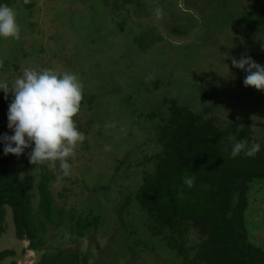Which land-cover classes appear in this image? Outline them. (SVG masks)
<instances>
[{"label": "rangeland", "instance_id": "obj_1", "mask_svg": "<svg viewBox=\"0 0 264 264\" xmlns=\"http://www.w3.org/2000/svg\"><path fill=\"white\" fill-rule=\"evenodd\" d=\"M232 1L235 8L244 10L255 0ZM206 3L207 0H12L7 5L17 14L21 37L0 38V81L11 84L25 68H35L73 72L83 84V100L75 119L85 140L76 147L70 174L63 175L59 162L55 168L37 167L30 162L21 166V177L34 195L35 211L46 166L53 175V203L66 212L62 226L51 225L44 234L51 252H80L89 257V264H176V255L147 230L140 205L126 202L138 188L135 181L141 185L144 169L150 170L142 164L147 154L153 153L145 144L153 139L156 130H149L155 125L147 118L155 113L159 123L161 104L164 98H176V86L192 92L194 85H203L208 78L210 84H217L223 91L219 92L221 108L216 113L229 120L252 118L256 141H264V91L245 87L246 73L232 66V58L239 59L242 54L264 66L263 39L251 36L247 43L238 39L241 44L234 45L237 37L230 29L215 35L221 24L209 22L212 9L205 10ZM212 6L216 10L218 5ZM157 9L161 10L159 17ZM173 27L183 33L172 32ZM140 42L148 44L149 49L139 52ZM254 51L256 55L248 53ZM238 93L256 95L260 104L255 103L247 111L248 99L240 104L232 98ZM12 98L9 94L6 99L0 92V129L8 135L13 134L7 118ZM253 108L260 113L255 116ZM252 194L256 209L249 222L263 241V187L257 189L254 185ZM124 204L133 207L126 234L119 222ZM6 210V233L0 237V253L13 250L16 254L0 264H37L41 253L29 250V242L18 239L11 209ZM73 214L77 218L101 216L103 227L80 239L72 233L69 218ZM129 215L123 214L125 218Z\"/></svg>", "mask_w": 264, "mask_h": 264}, {"label": "trees", "instance_id": "obj_2", "mask_svg": "<svg viewBox=\"0 0 264 264\" xmlns=\"http://www.w3.org/2000/svg\"><path fill=\"white\" fill-rule=\"evenodd\" d=\"M11 1L0 3L9 5ZM212 5H218L216 10ZM204 6L205 10L212 9L209 22L221 24L215 35L230 29L237 37L234 45L241 44L238 39L247 43L251 36H260L264 42V0H255L244 10L235 8L232 0H207ZM173 31L183 33L177 27ZM140 44L139 52L149 49L148 44ZM254 52L248 53L256 55ZM194 87V95L180 86H176L177 91L171 88L176 91V98H164L159 123L155 113L148 116L155 125L149 130L156 131L145 144L153 153L147 154L142 165L150 170L144 169L142 184L135 181L138 188L128 195L126 202L136 201L140 205L147 230L176 255V264H264V242L254 234L249 220L256 209L252 187H264V141H256L252 118L229 120L216 113L221 108L219 92H223L217 84H210L206 78L205 84ZM241 95L244 96L238 93L232 98L240 104L248 99L247 111L259 102L256 95ZM253 112L256 116L260 110ZM4 134L0 129V136ZM242 140H247L249 146L258 143L262 150L254 157L242 152L233 159L232 144ZM3 148L0 143V237L6 233L4 221L9 207L18 239L28 241L29 250L41 253L37 264H89V257L80 252H51L45 239L48 227L62 226L66 215L64 209H57L53 203L52 173L43 167L38 187L40 203L35 211L31 186L21 177V166L29 164L28 153L32 149L12 158V154L4 155ZM185 177L194 178L192 187L184 183ZM120 208V229L126 234L131 226L129 210L133 207L124 204ZM77 217L73 214L69 219L73 222L72 233L80 239L103 227L101 216ZM15 254L13 250L2 251L0 262Z\"/></svg>", "mask_w": 264, "mask_h": 264}, {"label": "clouds", "instance_id": "obj_3", "mask_svg": "<svg viewBox=\"0 0 264 264\" xmlns=\"http://www.w3.org/2000/svg\"><path fill=\"white\" fill-rule=\"evenodd\" d=\"M156 15H161L160 9L156 10ZM20 37L15 10L0 4V38L19 40ZM232 66L246 73L245 87L264 91V66L250 55L233 57ZM0 92L5 93L6 99L9 94L13 97L7 113L8 128L13 134L0 136L4 155L19 157L31 148L28 153L31 164L55 168L59 162L63 175H69L76 147L85 140L75 119L83 100V84L78 75L69 71L57 73L51 69L25 68L11 84L0 81ZM261 150L258 143L249 146L247 140L236 141L232 144L231 157L235 159L242 152L254 157ZM184 183L192 187L194 178L185 177Z\"/></svg>", "mask_w": 264, "mask_h": 264}, {"label": "water", "instance_id": "obj_4", "mask_svg": "<svg viewBox=\"0 0 264 264\" xmlns=\"http://www.w3.org/2000/svg\"><path fill=\"white\" fill-rule=\"evenodd\" d=\"M263 191H264V187H263ZM261 215H262V218L264 219V209H263ZM263 241H264V236H263Z\"/></svg>", "mask_w": 264, "mask_h": 264}]
</instances>
